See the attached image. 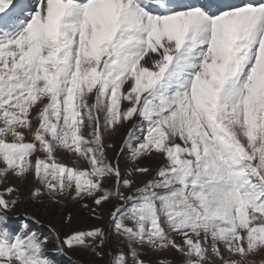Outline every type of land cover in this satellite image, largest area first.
I'll return each instance as SVG.
<instances>
[{
	"label": "snow or ice",
	"instance_id": "obj_1",
	"mask_svg": "<svg viewBox=\"0 0 264 264\" xmlns=\"http://www.w3.org/2000/svg\"><path fill=\"white\" fill-rule=\"evenodd\" d=\"M128 122L124 173L104 132ZM60 149L86 167L59 162ZM152 155L164 163L138 185L151 170L136 165ZM0 165V182L34 177L32 199L91 201L96 219L112 205L106 228L50 241L35 216L9 215L21 194L5 187L0 264H59L49 243L103 258L113 235L106 264H150L149 249L156 264H254L264 252V0H0Z\"/></svg>",
	"mask_w": 264,
	"mask_h": 264
},
{
	"label": "rangeland",
	"instance_id": "obj_2",
	"mask_svg": "<svg viewBox=\"0 0 264 264\" xmlns=\"http://www.w3.org/2000/svg\"><path fill=\"white\" fill-rule=\"evenodd\" d=\"M132 126L131 122L124 124L122 127H117L115 131L104 132V143L111 145L106 149L107 157L110 161L119 162L121 171L126 173L127 170L133 165L130 163V152L127 148L121 151L124 139L128 134L129 128ZM136 136H140L139 130L136 132ZM56 156L59 162L64 163L71 167H86L83 160H78L74 154H69L63 149L56 152ZM164 163L162 156H145L141 158L137 165L138 167H148L150 172L146 175L139 173L135 174L136 183L139 185L144 181H147L154 175L156 170L161 164ZM2 167V165H0ZM125 178L127 175H125ZM5 187H13L19 190L21 194V201L17 208L9 215L16 220L19 217V222L23 223V217L25 214L33 215L38 220V224H33V230L39 231L43 236L47 237L50 241H54L57 234L63 236L72 232L73 230H87L94 227H105L107 225L108 216L107 212L111 210L112 205H105L104 212L100 214L101 218L96 219L92 214V209L95 207L91 201H87L88 208L84 207L85 201L74 200L71 196L61 197L58 202H53L49 199L48 194L45 192L39 199H32L31 192L35 187L40 186L33 176L29 175L26 178H19L12 174H8L7 178L0 182V192ZM122 191H126L123 190ZM115 203V202H113ZM99 211V210H97ZM71 216L68 220L67 217ZM118 241L115 235L112 236L109 244H106L101 251L104 252L103 258L95 256L90 250H84L81 248L66 249L65 255L55 254V250L52 243H49L48 248L50 254L54 255V258L59 264H106L108 260V252L116 253L118 251ZM169 257H174L175 253H166ZM150 264H156L158 256L150 249L147 250V254L143 257ZM254 264H264V252L254 257Z\"/></svg>",
	"mask_w": 264,
	"mask_h": 264
},
{
	"label": "bare ground",
	"instance_id": "obj_3",
	"mask_svg": "<svg viewBox=\"0 0 264 264\" xmlns=\"http://www.w3.org/2000/svg\"><path fill=\"white\" fill-rule=\"evenodd\" d=\"M230 2H233V3H235V2H238V0H230Z\"/></svg>",
	"mask_w": 264,
	"mask_h": 264
}]
</instances>
